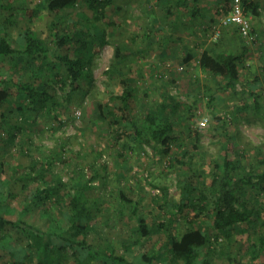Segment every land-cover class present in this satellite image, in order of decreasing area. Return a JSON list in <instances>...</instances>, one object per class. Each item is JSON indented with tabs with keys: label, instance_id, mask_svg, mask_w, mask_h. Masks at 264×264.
<instances>
[{
	"label": "rangeland",
	"instance_id": "1",
	"mask_svg": "<svg viewBox=\"0 0 264 264\" xmlns=\"http://www.w3.org/2000/svg\"><path fill=\"white\" fill-rule=\"evenodd\" d=\"M206 1L213 5V22H216L221 12L216 6L217 1ZM250 2L260 5L259 16L247 13L253 32L257 33L253 34L255 39L252 42L244 39L238 30H230L229 26L223 29L218 41L209 38L201 40L202 43H198L201 49L196 52L194 61L184 64L179 54L182 50L174 56L160 55L161 48L167 46L166 15L161 14L163 9L160 5L152 3L148 10L143 9L137 0H115L108 7L106 18L99 23L107 30L109 44L102 48L97 44L94 46L97 51L94 85L85 96L77 95L72 101L68 100L70 86L64 87L62 83L55 82L57 70L52 62L43 65L36 59L35 64L39 68L34 75L23 70L15 72L11 99L16 107L24 105L22 99H16L17 94L23 89L37 87L38 77L47 82L48 92L56 95L61 107L51 113L45 109L41 113L35 111L31 123L18 112L11 113L8 108H0V158L8 161L5 179L12 181L14 184L10 187L15 188L6 204V214L46 233L55 232L59 227L64 229L66 215L71 212L75 196L81 201L87 200L90 207L97 201L98 208L94 207L93 211H98V214L90 224V231L87 237L79 238L109 253L124 255L136 263L140 257L138 251L146 247L144 240L134 233L138 224L133 215L136 208L152 223L168 222L174 204L191 194L183 190L185 181L190 180L189 168L203 171L209 180L214 160L236 159L237 149L246 152L248 159H255L258 148L264 150V118L255 111L256 103L247 93V86L257 87L253 81L258 78L262 88L260 102L264 106V0ZM44 3L45 0H0L3 33L15 48L20 47L29 32L45 40L53 54H66L68 50L56 48L55 42L56 34L62 32L68 19L62 18L60 11L46 8ZM80 9L84 11L83 20L88 19L90 11L84 7ZM144 12L156 20L151 28L141 22L139 13ZM147 16H144L145 21ZM68 18L72 19L71 22L77 21L74 15ZM75 27L69 25L70 31ZM149 36L150 47L146 45ZM206 45L217 51L234 53H238L243 46L249 47L240 67L241 83L235 88L227 89L221 79L214 78L199 67L197 58ZM117 46L122 51L119 61L114 57ZM12 60V64L2 62L5 65L2 71L14 70L17 61ZM115 65V72H109ZM117 71L134 81L136 98L130 117L140 123H144L149 108H158L163 92L170 91L184 102V110L173 125L179 139L173 150L181 162L162 156L149 146L134 143L128 136L127 127L111 119L104 122L94 116L99 105L113 107L117 103L116 97L123 93V77ZM61 72L65 74V69ZM243 104H248L250 109L240 114L237 109ZM114 110L120 113L117 108ZM205 118L208 121L204 125ZM109 122L110 125L107 124ZM48 157L56 161L43 175L42 162ZM94 176L96 179L90 182ZM60 179L67 185L60 188V195L55 193L46 204L35 206L32 193L36 188L54 189ZM121 191L131 202L121 197ZM243 192L246 188L238 180L231 192L232 197H239ZM262 216L264 219V211ZM190 218L187 215L175 217V236H181L191 227ZM259 229L260 235L252 237L255 241L264 235V227ZM6 230L10 235L19 237L22 245L29 242L15 228L8 227ZM153 237L154 243L148 247L151 254L164 244L161 235ZM228 241L232 260H228L223 253L216 257L213 264L250 263L248 234H235L230 240H220L222 246ZM47 245L45 242L38 252L42 264H76L71 251L54 255L51 263L44 258L49 252ZM0 264L4 262L0 261ZM155 264L165 263L157 261ZM255 264H264V252L258 253Z\"/></svg>",
	"mask_w": 264,
	"mask_h": 264
},
{
	"label": "trees",
	"instance_id": "2",
	"mask_svg": "<svg viewBox=\"0 0 264 264\" xmlns=\"http://www.w3.org/2000/svg\"><path fill=\"white\" fill-rule=\"evenodd\" d=\"M216 1V6L220 10L227 8L231 0ZM114 2L115 0H45L46 8L58 10L62 18L68 19V24L63 27L62 32L56 34L55 42L56 48L68 50L66 54H53L45 40L29 32L22 39L20 47L15 48L0 25V108L2 110L8 108L11 113L18 112L26 116L25 120L31 123L35 111L41 113V110L45 109L47 113H51L53 109L61 107L56 95L48 92L47 82L41 77H38L40 81L37 87L23 89L17 94L16 99H22L24 105L16 107V104L12 102L11 83L14 81L12 76L20 70L33 75L38 73L39 66L35 64L36 59L43 65L48 61L52 62L51 64L57 70L55 77L58 78L55 82L71 88L68 100L72 101L77 95L85 96L95 82L94 62L97 51L94 46L97 44L102 48L109 44L106 38L107 30L99 23L106 18L108 7ZM224 5L226 6L221 7ZM243 5L248 14L259 16L258 3L243 0ZM83 7L90 11V17L85 20H83L84 11L80 9ZM165 11L169 14L170 10L166 8ZM72 15L77 19L76 22L74 20L71 22L72 19L68 18ZM54 25L57 26L56 23H53ZM69 25L76 27L70 31ZM233 28L238 30L237 27ZM253 34L257 33L253 32ZM247 50H249L247 46H243L238 53L228 50L217 51L213 48L204 49L198 55V65L214 78L221 79L227 89H233L241 83L240 67ZM114 57L118 61L122 59L119 46L115 48ZM194 58L195 55L188 52L182 59V63L187 64ZM12 59L17 61V64L13 66L15 71L8 69L2 71V68H5L2 62L8 61L12 64ZM116 64L119 65L118 62ZM62 69H65V74H62ZM115 69L116 65L109 72L114 73ZM117 73L123 77V93L116 97L115 106L99 105L94 116L104 122L111 119L112 122L127 127L128 136L134 143L139 146H149L160 155L170 156L174 161L181 162L180 157L173 150V146L179 140L173 125L175 119L184 110V102L170 91L163 92L158 108H149L145 114L144 123H140L130 117V110L136 98L134 81L121 71ZM253 82L257 87L253 89L247 86V93L256 103L255 111L264 118V106L260 102L262 88L258 78ZM25 108L27 113L24 112ZM114 108H117L120 113H116ZM249 109L248 104H243L237 110L240 114H244ZM196 141L199 142L200 139L197 138ZM245 153L237 149L236 159L214 160L209 180L205 178L203 171L189 168L190 180L185 181L183 190L191 194L174 204L171 219L168 222L152 223L138 213V208L133 211L138 222L134 233L146 243V247L138 251L140 257L136 263L124 255L109 253L79 238V236L87 237L90 231V224L98 214V211H93L94 207L98 208L97 201L90 207L87 200L81 201L75 196L71 202V212L66 215L64 229L59 227L55 232L46 233L21 219L14 220L8 216L6 204L10 201L15 188L10 187L14 184L12 181L5 179V167L9 166L8 161L0 158V261L4 264H42L39 261L38 252L47 242L46 248L49 252L44 258H48L51 263H53L51 258L54 255L71 251L76 264H155L157 261L165 264H213L216 257L223 253L228 260H232L229 251L230 242L222 246L221 239L230 240L235 234H248L251 248V261L248 264H255L258 253L264 252V235L256 241L252 239L260 235L259 228L264 227L262 216L264 150L258 148L255 159H248ZM55 161V158L48 157L42 162L43 175L47 174ZM95 179L94 176L90 182H94ZM238 180H241L246 192L235 198L232 197L231 192ZM66 186L60 179L58 185L54 187L56 192L51 187L36 188L32 193V202L37 207L46 204L55 193L60 195V188ZM120 195L125 201L131 202L124 191H121ZM183 215L191 217V220H188L191 227L187 228L181 236H175L173 233L175 217ZM8 227L18 230L20 235L29 242L22 245L19 237L7 232ZM154 235H161L164 244L159 246L158 251L151 254L148 247L154 243Z\"/></svg>",
	"mask_w": 264,
	"mask_h": 264
},
{
	"label": "crops",
	"instance_id": "3",
	"mask_svg": "<svg viewBox=\"0 0 264 264\" xmlns=\"http://www.w3.org/2000/svg\"><path fill=\"white\" fill-rule=\"evenodd\" d=\"M137 1H140V6L143 9L148 10L152 6V3H156L160 5L163 9L161 14L166 15L165 20L167 24V29L165 33V41L167 43V46L161 48V56H167L168 54L174 56L177 54L176 52H180L179 50H182V52L179 53L182 58H184L188 52H192L194 55H196V52L201 49V44L198 47V43H202L201 40L203 39H210L209 27L214 21V9L213 5L207 2L206 0ZM166 8H169V14H166ZM145 14V12L143 14L139 13V15L141 16V22L144 24L145 27V24H147V27L151 28L156 20H153V18H149ZM144 16H147L146 21L144 20ZM232 27L235 26H230L229 29L234 32L235 28ZM150 40L151 37L149 36L148 41L146 43V45H148L149 47ZM204 49L210 48L208 45H206L205 48H202V50Z\"/></svg>",
	"mask_w": 264,
	"mask_h": 264
},
{
	"label": "built area",
	"instance_id": "4",
	"mask_svg": "<svg viewBox=\"0 0 264 264\" xmlns=\"http://www.w3.org/2000/svg\"><path fill=\"white\" fill-rule=\"evenodd\" d=\"M227 9L221 8L220 16L216 22H213L209 27L210 39L218 41L223 33V29L229 26L237 27L240 35L247 39L248 42H252L255 37L252 32L251 20L247 14L243 0H231ZM207 118L202 124L207 123Z\"/></svg>",
	"mask_w": 264,
	"mask_h": 264
}]
</instances>
